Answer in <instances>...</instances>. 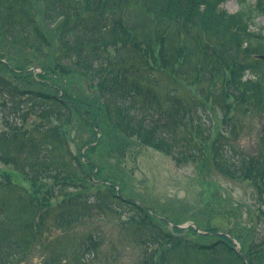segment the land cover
I'll return each instance as SVG.
<instances>
[{"label": "trees", "instance_id": "16d2710c", "mask_svg": "<svg viewBox=\"0 0 264 264\" xmlns=\"http://www.w3.org/2000/svg\"><path fill=\"white\" fill-rule=\"evenodd\" d=\"M229 1L240 11L224 9ZM259 18L264 0H48L45 8L33 0H0L6 41L29 37L53 61L58 48L41 29L46 22L60 29L72 61L59 86L54 79L63 78L55 72L36 75L0 55V164L12 170L0 169V264H29L47 253L49 264H124L123 254L127 263L134 255L138 264H169L153 262L161 246H181L183 264H264L257 226L247 232L241 253L233 244L242 240L236 225L227 233L178 224L176 234L160 230L146 206L123 201L129 189L118 162L136 159L137 150L159 152L180 168L204 162L215 183L249 184L252 207L259 208ZM83 128L92 133L86 140L79 135ZM102 149L116 160L113 165L93 161ZM121 212L116 224L123 250L132 247L127 253L106 240L108 218ZM260 224L264 228L263 211ZM182 232L214 241H182ZM59 233L74 239V246L52 252Z\"/></svg>", "mask_w": 264, "mask_h": 264}, {"label": "rangeland", "instance_id": "374dc122", "mask_svg": "<svg viewBox=\"0 0 264 264\" xmlns=\"http://www.w3.org/2000/svg\"><path fill=\"white\" fill-rule=\"evenodd\" d=\"M33 2L37 7L41 8L43 6L45 8L48 0H33ZM222 7L231 14L240 11L235 1H229ZM129 16L131 15L129 14ZM256 23L264 26V19L259 18L256 20ZM41 29L47 39L52 42V47L58 48V53L53 57V61L47 59V54L42 51V48L37 45L35 40L29 37H15L10 39L11 41H6L0 35V55L5 59L3 61H8L11 66L17 64L26 65L28 69H35L34 72L38 70L40 71L39 74H46L45 77L48 78L51 72L53 74L55 72L63 78L54 79L61 86L67 79L65 74L67 73L68 66L72 64L71 60H67V42L63 40L59 28L42 22ZM69 58H72V55ZM42 65L45 66L44 69ZM46 91L51 92L50 90ZM100 130L103 132L104 127L101 126ZM91 134H89L88 129L83 128L79 130V135L83 140H86ZM134 156H137V158H129L127 161L123 159L122 162L118 161L126 172V182L123 180V177L121 179L119 176L116 180H123L124 185L127 183L130 197L133 196V198L154 209L157 213V217L154 220L159 224L160 230L176 234L174 225L178 224V228L185 230L187 227L190 228V226L193 228L203 226L202 229H207L209 226L212 229L220 230L221 233H227L236 225V229L237 227L240 228L238 233H240L239 235L242 237V240L234 239L233 244L236 245L237 251L240 253L243 249L242 242L246 241L247 232L250 229L257 226L254 232L258 233L259 238L264 236L263 224H260L262 211L264 213V198L257 205L258 209L252 207L254 202L252 189L249 184L233 183L230 181L215 183L216 179L211 177L207 172L206 168L208 165L204 162L183 164V167L180 168L171 158H167L153 150H137ZM97 160L104 161L105 164H108V161L111 165L116 162L104 149L100 150L98 155L93 157V161ZM0 169L12 172L9 167L3 164H0ZM15 178L18 183L27 186L18 176L15 175ZM122 214V212L119 215L111 214L112 217L108 218L109 220L106 219L108 220L106 240L117 241L119 249L123 253H127L132 247L123 250L122 244L125 243H120L122 232L116 224V222L120 223V220L124 218ZM157 218L168 221L169 225ZM191 233L182 232L178 236L182 238V241L190 239L205 244L214 241L200 239ZM59 235L57 240L51 245L52 252L67 248L69 245L68 249L74 246V239L67 238V233H59ZM227 236L230 237L229 234ZM146 247L153 250L157 245H148ZM180 248L181 246L168 248L161 246L158 255L153 258V262L163 259L164 261H169V264H183L182 250ZM135 251H138V248ZM46 255L37 254L32 256L29 264H49L48 260L51 259ZM110 255L112 256L114 253H110ZM147 255H150V251H148ZM123 256L125 257L121 259V262L124 264H138L136 260L133 261V259H137V256L134 257L133 255V259L129 263L125 260L127 254H123ZM199 260L198 256L194 258V261Z\"/></svg>", "mask_w": 264, "mask_h": 264}, {"label": "bare ground", "instance_id": "6f19581e", "mask_svg": "<svg viewBox=\"0 0 264 264\" xmlns=\"http://www.w3.org/2000/svg\"><path fill=\"white\" fill-rule=\"evenodd\" d=\"M263 19H264V18H263ZM122 199H123V201H127V202H133V203L137 202L138 205H139V204H140V205L143 204L144 206H146V208L149 209L150 213L152 214V216H153L154 218L157 217V213L154 211L153 208L147 206L146 204H144L143 202L137 200L136 198H133V196H132L131 198H129V197L127 196V192H126V191H124V195L122 196ZM134 201H135V202H134Z\"/></svg>", "mask_w": 264, "mask_h": 264}]
</instances>
